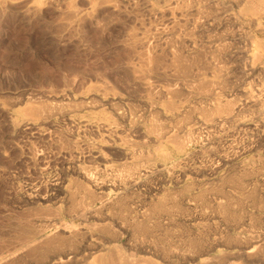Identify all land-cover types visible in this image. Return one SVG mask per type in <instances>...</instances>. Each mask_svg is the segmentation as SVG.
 I'll return each mask as SVG.
<instances>
[{"label": "bare ground", "instance_id": "obj_1", "mask_svg": "<svg viewBox=\"0 0 264 264\" xmlns=\"http://www.w3.org/2000/svg\"><path fill=\"white\" fill-rule=\"evenodd\" d=\"M38 1L39 0H37V2ZM51 1L56 2L58 0H51ZM30 7L26 6V8H30ZM95 9L93 8L94 11ZM33 10H37V7H34ZM148 10L156 14V16L158 15L161 18L167 17L166 21H168L169 19L171 22H173V24L174 21H176L177 19L184 20V18L187 16H191V17L193 16L194 19L197 17H203L202 19L205 21H211L212 19L214 20L219 19V23H225V24L228 23V25L230 24L229 26L231 27L233 37L243 43V45L240 46L238 53L243 58L246 64L248 76H252V78L249 77L251 79V83H249L246 86H243L240 89L242 96L241 103L247 105L249 111L247 109L246 111H248L249 113L243 114L242 111L240 110L241 108V106H239L240 103L236 101L230 103L231 98H229V96L226 95L227 93L225 94L224 90L226 86V80L223 77L221 67L218 65V63H216V61L218 60L217 55H213L210 56V58H207V56L204 57L202 53H196L197 47L195 46V42L193 38L188 34H184L182 36L176 34L172 37L174 33L173 34L169 33L171 37L167 38L166 40L165 37H167L166 36L167 34L164 33V30L159 31L158 28L157 29L158 31L154 32L157 34L158 39L159 40L163 39L162 42L165 45L172 43L175 46V47L172 46L174 47V52H173L174 59L172 61L173 64H170L172 66L170 68L171 70L169 69L170 70L169 74L171 75V80L173 79L172 81L174 80L176 81L180 79V83H179V87L176 86L173 87L172 84H168V85L166 84L167 86L165 85L159 87L158 85L155 87H151L152 85L150 84L154 80L150 84L149 82L144 80L146 75L151 76L153 74L152 73L151 75H149L146 72V67L148 66L149 63L147 61H149L151 56L148 55L147 49L141 52L140 56L142 58L140 56L139 57L141 58L140 60L142 61H140V63L147 62V65L144 63L145 65L139 66V68L142 66L145 67V69L142 67L143 71L141 69H139L140 71H137L138 67H136L135 70L138 73H140V77L142 79L141 81L142 86L147 91V93L144 92L145 95L141 98V108L139 109L141 112H139L138 108L136 111H134L133 108H136L137 106L135 107L131 106L133 108L132 109L130 108V110H133L134 113L133 116L130 117V119L129 118L127 119L132 121V125H133L131 126L132 129H137L140 131L143 140L141 141L127 140L125 136L121 135V131L118 129L119 124L115 123L114 119L113 120L111 119L112 120L111 121L109 119L110 117L108 116H106L108 117V119L104 115H103L104 117L102 115L100 116L101 113L98 116L93 115L95 113L92 114L90 109H89L90 115L88 114V112L86 113L87 115H84L81 112L83 116H81L82 114L79 115L70 114L71 116L68 115L67 117V118L70 117L69 119H71V117L77 119L76 126H78L81 130L84 129L86 131L87 129L90 130L92 129L93 132L95 131L97 135L93 134L92 131L91 132L94 136H97L93 138L95 139L97 138V139L96 140L89 139V141H91V144L89 143V141H86V144L88 143L89 145L86 146H88L89 148L88 150L85 149V152L86 150L88 151V153L86 154L92 157V159L95 160L94 162H96V164L94 163L95 165H93L92 163L93 160H92L91 161L92 165L89 166L82 165L84 167L78 166V170L79 173L81 174V177L85 179L87 183L82 184L81 182L79 183L76 181L75 183L69 184L70 183L69 182L67 185L60 187L63 190L64 194L66 195L67 199H69L70 206L68 207H70L69 208L70 210L69 209L68 210L70 212L67 211V209L66 211L67 213L69 212L68 214L71 213V216L73 215L76 218L81 219L82 221H87L89 218L92 217L97 219L94 220L92 223H90L92 224L91 227L88 226L86 228H81L80 226L79 228L77 226L78 228L73 227V229H71L72 226L69 225L71 230L68 229L67 234H65L66 231H64V234H59L60 232H62L60 230L64 226L62 224L63 223L62 220L60 221L56 217L59 216L56 215L57 211L53 210L55 211L54 213L56 214H51L50 213L51 211L49 212V214H46L48 213L49 210L47 212L44 211L45 215H49V216H45V215L39 216L41 213L40 214L36 213V215L40 217L38 220L37 218L34 219V221H32L31 219L29 221L30 223L27 222L28 224L27 225L25 224L26 226L24 225L17 226L14 228L13 231H11L13 232L12 234L16 236V238L14 240L13 235L12 237H10L14 241V242L13 241L10 242V247L12 248L9 249L10 248L9 247L8 250H6L7 254H5L6 253L5 251L4 253L5 255L0 256V264H16L17 260H15V258L21 257V252L19 251H22V253L25 252L26 254V255L24 254L25 256H29L33 258L36 264H74L76 262L78 264H81L80 261H82L81 258L84 252H90V253L89 254L87 253L89 256L86 255V257H84L83 259L84 262L82 264H155V261H153L154 263L148 261L150 257L148 259H141L143 258V256L142 257L140 256L141 260L136 259L134 258L135 254L132 250L131 252L130 251L128 252L127 250L128 254H126L123 253L125 249L124 247L121 248L120 245L111 244L112 240L113 241L116 240L115 238L116 233L115 232L111 233L113 229L111 230V232L109 230L112 227L111 223H117V226L118 224H121L120 227L123 225L136 224V226L135 225L134 226L137 229L144 228L146 230L149 229L154 232L152 226L157 227V225H159V228L160 227L162 228V226H164L159 223L162 219L164 220L167 219L165 223L167 224L168 221L174 222L176 221V219L177 220L179 218L182 219L183 216L189 215L186 214L184 210L199 211L198 215L200 216V218L206 217L207 219V217H216L219 220L224 221L227 227L229 226L235 228V230L236 228L243 229V227L246 226L245 228H247V231L249 233H246L244 235L242 233H235L234 238L231 237L232 238L231 240H233L232 243L234 245L227 246L228 248L225 246L227 249L218 248V246L220 245L219 242L221 243V241L222 242L225 241V240L223 241L222 238L219 237L210 240H205L203 238H195V237L193 238L189 237L184 239L183 237V239L180 240V243H176V242L174 243L173 240L171 241V239H169V237L166 236L168 237V239L163 240L164 239L163 238L162 241L160 242L157 241L156 239L157 243H154V241L152 240L153 242L152 241L150 242V243H154L151 244L152 246L148 244L149 243L148 241L146 247H151L148 249H154V250L156 249L160 251L159 253H161L162 255V256L158 255L161 256L160 257L161 259L159 258L160 260L164 259L166 260V262L168 261L172 264L176 261L186 260L189 258V260L191 259L195 261L194 262L195 264H223V262H225V260L230 257H233L235 259L236 257H244L247 260L251 259V262L258 261L264 263V224H262L263 223L261 221L262 219L259 218V217H264V194L257 190V185L259 184V182H264V160L261 159V157L263 156L261 155L260 157V154L250 153V150L253 149L252 148L250 149L246 146L237 147V150L236 148L233 147L234 150L233 149L230 150V147L233 146L234 142L239 140V139L236 140V138L241 135L243 136L252 135L253 137L255 136L256 137L255 139L256 140L258 139V141L264 140V0H200V2L196 4L190 3L188 2V0H164L163 4L149 3ZM69 15H71L70 17L73 16L71 13ZM222 15L223 17L221 18ZM147 36H145V38H142L143 40L141 41V43L143 46L147 44V41L149 39ZM158 47L160 48V46ZM155 60L157 61L158 59ZM153 65L152 67H154ZM153 72L154 73L157 72L156 74H153L157 78H163L165 75H167L166 74L167 72L165 71H164L165 74H163L162 71H160L161 73L160 72L158 73V71L156 70L154 71V69ZM184 77H189V79H184ZM134 78H136V76ZM147 80H149V77ZM175 81L174 83L177 82ZM90 89L93 90V88ZM150 90L152 91L150 92ZM89 91L90 90H88V92ZM98 91L96 92L99 93V95H101V90L100 92ZM94 94L98 96V94L92 92L91 94L92 96L88 94L89 97L87 98H90L91 96L92 99L94 100L95 97V96L93 97ZM102 95L105 97L103 93ZM164 96H166V98H168V96H177V98L180 96L179 99H182L183 97L184 98L193 97V101L190 102L191 100L188 101V99H184V101L182 102L180 100L181 103L175 104L174 102L165 100L167 101V103L165 104V106H163L160 104L159 99L162 98L163 100ZM103 98H102L103 104H105V102L108 103V101L110 102L109 105L111 104L112 101L111 100L107 101L106 99L108 97H105L104 99ZM53 99H56V96L55 98L53 97ZM60 99L62 100V98H59V100ZM92 99L90 100L92 101ZM97 99H99V96L97 97ZM125 99L126 98H124V100ZM63 100L66 99L64 98ZM32 101L31 103H26L28 105V109L26 110L27 111L26 116L30 118L28 120H24L23 122L21 121L22 123L20 122L19 125L23 128L26 127L27 129L28 127L29 128L35 127V130H37L39 127V124H37L38 121L37 120L35 121L32 118H40V119L43 118L47 120V122L48 121L51 122L54 121L53 118H56V116H59V114L62 113L60 111L63 108L60 106V104H62L61 102L59 104V106L61 107L60 110L58 108L56 110V109H52V106L49 107L46 104H41L42 101L36 102L37 100H35L36 103H34V100ZM80 101H84V100L80 99ZM118 101L120 102L119 99ZM63 102L65 103V101ZM85 102L87 101H84L82 103L84 104ZM94 102L92 103L94 104ZM97 102L99 101H96V103ZM115 102L116 101L112 103L114 104ZM119 102H118V106H119ZM122 102L124 101L122 100ZM126 102L129 103V99L125 101V104L129 108L130 105H128ZM76 103L78 104V102ZM82 103L80 102L81 106H83ZM47 104L50 105L51 103H47ZM53 104L54 107L58 105V104L55 105V103ZM69 105L72 104L69 103ZM76 105H74L73 107H75ZM78 106L79 104L77 105V107H75L76 109L78 108L77 110H79ZM91 106L92 105H90V108ZM238 106L240 107L239 109ZM128 108H126V110L129 111L130 113V110ZM64 109L62 111H64ZM120 109L118 108L117 111L118 110L120 111ZM71 110L72 109L70 108V111ZM77 110L74 111L77 112ZM70 111L67 110L66 111L68 112L67 114H69ZM81 111L84 110L82 109ZM95 112L97 114L98 111ZM137 112H139L140 114ZM121 114H123V112ZM123 116L126 115L123 114ZM61 117L63 118L64 116L62 115ZM201 127L210 131L211 139L208 140L205 149L203 150L201 148L203 151L200 150V152L195 154L194 156L190 154L191 152L187 151L186 146L188 145L189 142H191L193 137L195 138L196 134L198 133V129ZM77 135L78 134H76V136ZM76 138H74V141L79 140V138L78 139ZM202 138L203 137H201V139ZM82 139H84V137H82ZM69 141L71 145L72 144L71 140ZM78 142H79L78 144H80L81 141L79 140ZM220 142H223L224 145L222 144L223 146H221L219 144ZM75 143L77 145V142ZM64 144L66 143H63V145ZM67 144L69 146V143ZM262 144L264 145V143ZM60 146H62V144ZM81 146L83 148L85 144L83 143L82 145H79L78 148ZM72 149L73 148L71 147L70 150ZM77 149L75 150L77 151ZM66 150L68 151L69 149L67 148ZM110 150L118 151L119 155L122 156V160L115 162L113 159H111L112 156L111 157L107 156V153ZM231 151L234 152L231 153ZM72 153H73L72 156L74 157L75 151H73ZM76 154L79 155L77 152ZM193 157H196L195 159L198 158L203 159L205 157L203 160L205 162V166H204V162H202L203 163L202 166H204L203 168H205V171L207 170V172L209 171L211 175H213L214 177L213 179L211 178L209 180H194V181L188 179L187 172H189L188 171L190 166L189 164ZM230 161L232 163H230ZM220 164L223 165L226 164L228 166L227 169H225L226 170L225 172H221V170L219 169ZM78 165H81V163ZM198 165L193 166L196 169H192V172L193 170L194 171L201 170L200 167H198ZM74 166L75 164L73 165V167ZM192 177L193 176H191V178ZM154 180L159 181L157 185H159L160 187L159 188L155 187L158 188L156 194L153 195V197L149 200V202L147 204L145 203L146 205L144 204L145 207H142V210L138 212L136 210L137 208L134 205L132 206L135 207V209L130 205L131 203H134L132 199L135 198V196L134 198H132L133 196L131 197L130 194H133L134 193L133 189L134 188L137 189V187L140 185L141 186L144 185V187L146 186L150 188L149 190H151L152 183L155 182ZM172 183L173 185L171 186ZM52 187H56V186H52ZM52 189L60 190L59 186ZM224 189L227 190L224 191ZM136 193L139 194L138 192ZM143 196L144 195H142V198ZM222 198H225V200H222ZM211 200L212 202L209 206L210 210L203 208V206L206 205L205 203ZM235 205H237V207H235ZM242 206L243 207L250 206L255 210H260L261 214L259 213L260 216H258L257 214V217L256 215L253 216L252 213L245 212L247 209L244 210V212H241L239 209H241ZM7 217H3V218L5 219ZM136 217L140 218L139 221L140 223L136 221L137 220ZM9 220L11 219L8 218L7 220L8 222L10 223L13 222V224L15 223V220L14 221L12 220L9 221ZM38 221H40L41 223L44 222L50 223L51 226L55 228V230L54 231L52 230L53 232L48 231L50 224L49 225L48 224L45 225V223L37 224ZM19 223H21V220H19ZM143 223L145 225H143ZM209 223H212L211 225L216 224V223L213 224V222H209ZM209 223L208 225H210ZM150 227L152 229H150ZM208 227L209 226H207V228L204 227L202 229L205 228L208 229ZM254 227L255 230L253 229ZM3 229L2 231H4ZM10 230H12V228ZM10 230H8V232H10ZM115 230L117 229L115 228L114 231ZM158 230L159 231L164 230V228ZM158 230L156 229L155 232H157ZM2 231L0 230V234ZM177 231H176L177 232L176 235H179L178 233H180L181 230L178 229ZM187 231H191V230L188 229ZM131 232H133V230ZM168 232L170 231L168 230ZM191 232L194 231L192 230ZM136 233H137L136 238H138L139 237L138 233L142 235V233L145 232L140 231ZM173 233L170 232V234ZM160 234H158L159 238H160ZM7 235H9V233H7ZM131 236L129 235V237ZM142 236L145 237L144 235ZM193 236L195 235L193 234ZM132 237L134 238V236ZM1 238L4 239V237ZM178 238L179 237H177V239ZM144 239L145 238H143V240ZM153 239H155V237ZM127 240H129V238ZM141 240L142 239H140L139 241L141 242ZM147 240H149V238L146 239L145 242ZM3 241L5 240H2V242ZM130 241L132 240L130 239ZM15 242L16 244H13ZM3 244L2 246H4V250H5L7 246H5L6 244L5 245ZM11 244H13L14 246H12ZM2 246L0 245V247ZM132 247H134L135 249L136 244L135 246L133 244ZM138 250L141 249L138 248ZM114 251H116V253L117 252L119 253L115 255V253H113ZM19 253L20 256H18ZM25 260H23V262H25ZM163 263H165V261ZM228 264H234V261L233 263L229 262Z\"/></svg>", "mask_w": 264, "mask_h": 264}, {"label": "rangeland", "instance_id": "obj_2", "mask_svg": "<svg viewBox=\"0 0 264 264\" xmlns=\"http://www.w3.org/2000/svg\"><path fill=\"white\" fill-rule=\"evenodd\" d=\"M56 2L51 0H41V2L40 0L38 2L37 0H0V226H3L0 227V230L2 231V229L5 228L3 229L4 231L1 232L2 235L0 234V245L2 246V244L4 243L3 245L6 244L5 246H7L5 250L4 246H2L3 249L2 247H0V250H2L0 251L2 253H0V256L7 254L6 250H8V248L10 247V242L13 241V239H11L10 237H12L13 235L14 240L16 238V236L12 234L13 232L11 231H13L17 226H26L28 224L27 222H29L31 219L32 221H34V219L36 218L38 220L40 217H38L36 213H41L39 216H43L45 215L44 211L47 212L49 210L46 214H49L50 211L51 214H56L54 212L57 211L56 215L59 216L56 217L60 221L62 220V224L64 226L61 230L59 229L60 231H62L59 234H64V231H66L65 234H67L68 229L71 230L73 229V227L76 228L77 226L79 228L80 226L81 228H86L88 226L91 227L92 224L90 223L97 219L92 217L87 221H82L81 219L76 218L73 215L71 216V213L68 214L70 212V207H68L70 206L69 199H67L63 190L60 188L67 185L69 182V184L75 183L76 181L79 183L81 182L82 184L87 183L86 180L81 177L78 166H89L92 165V163L93 165L96 164V162H94L95 160L86 154L88 153L87 150L89 148V145L88 143L86 144V141H89V139L96 140L97 138L95 139L93 137L97 136H94L93 134H97L95 133V131L93 132L92 129H87L86 131L84 129L81 130L78 126H76L77 119H75L74 117H71V119H69L70 117H67L70 114L79 115L83 113L84 115H87V112L90 115V111L92 112V114L95 113L93 115L97 116L101 113L100 116H108L110 117V120L114 119L115 123L119 124L118 129L121 131V135L125 136L127 140H143L140 131L131 128V126L133 125L132 121L129 120L130 117L133 116L134 111H136L137 108L138 110L141 108V98L145 95L144 92L147 93V91L142 86L140 73L137 72L140 71L139 69L143 71V68L145 69V67L142 66L143 68H139V66L145 64L147 65V62H149L150 64L148 63V66L146 67V72L149 75H151L152 73H157H154L153 69L154 71H158V73L160 71H162L163 74H165L164 71L167 72V75H165L163 78H157L153 74L151 76L146 75L144 80L149 82V84L154 80L152 82L153 84H150L152 85L151 87H155L158 85L160 87L165 86L166 84H172L173 87H179L180 83V79L176 80L178 83L174 80L176 82L174 83V81H172L173 79L171 80V75L169 74L171 70L170 68L172 66L170 64H173L172 61L174 59L173 52L175 46L172 43V45L163 44V39L159 40L157 34L154 32H157L158 30H164V33L167 34V37H165L166 40L167 38L171 37L170 34L173 33L174 34L172 35V37L176 34L180 36L188 34L193 38L195 42V46L197 47L196 53H202L204 57L207 56V58H210V56L213 55H217L218 60L216 61V63H218V65L221 67L223 77L226 80V86L224 90L225 94L227 93L226 95L231 98L230 103L235 101L240 103L239 106H241V108L238 106V109L240 108L243 114L249 113L247 105L241 103L242 96L240 89L243 86L251 83V79L249 77L252 78V76H248L246 64L243 58L238 53L239 48L243 45V43L233 37L231 27L229 26L230 24L228 25V23H219V19H212L211 21H205L202 19L203 17H197L194 19L193 16H187L184 18V20L177 19L178 21H174L173 24V22H171L169 19L168 21H166L167 17L161 18L148 10L149 3L163 4L164 0H58ZM188 2L196 4L200 2V0H188ZM26 6L31 7L26 8ZM34 7H37V10H33ZM93 8L97 9H95L94 11ZM70 13L73 15L72 17H70ZM89 17L92 21L89 19ZM222 17L223 15L221 16V18ZM159 18L161 21L159 20ZM145 36L149 38V42L147 41V44H145L146 48L141 43V41L143 40L142 38H145ZM158 46H160V48ZM146 49L148 55H150L151 58L149 59V61L144 62L145 64L143 62L140 63V61H142L140 60L142 58L140 54L143 50L145 51ZM155 59L158 60L156 61ZM151 64H154V67H152ZM132 67L134 70L136 67H138L137 71H134ZM147 68L151 71H149ZM132 75L134 77L136 76V78H134ZM148 77L149 80H147ZM137 79L139 82L137 81ZM184 79H189V77H184ZM90 88H93V90ZM88 90H90V93L88 92ZM100 90L101 95L103 93L105 97H108L106 98L107 101L111 100L112 102H116L114 104L111 102L112 105H109V101L108 103L105 102V104H103L102 98L104 96H101L96 92H100ZM151 91L152 90H150V92ZM87 92L90 95L92 94V92L98 94L99 99L102 100V103L101 100L97 99L98 96L95 94L93 95V97L95 96L94 100L91 97L92 95L90 96V98H87L89 97ZM48 94H50L51 97ZM55 96L56 99H53V97L55 98ZM59 98H62V100L65 98L66 100H63L65 101V103L61 99L59 100ZM124 98L126 99L124 100ZM168 98H166V96H164L163 100L162 98H160V104L165 106L167 101L179 104L184 101V99H188V101L191 100L190 102L193 101V97L182 98L181 96L183 100L179 99L180 96L178 98L177 96H168ZM80 99L87 101L84 103L87 104L84 105L82 103L84 101H80ZM90 99H92V101ZM118 99L120 100L121 104ZM128 99L129 103L131 102L130 104L126 102L128 105H130L129 108L125 104V101H127ZM32 100H34V103L42 101L43 103L41 102V104H46L49 107L52 106V109L57 110L58 108L60 110V108L63 107L62 110L65 108V112L67 110L70 111V108L72 110L69 114H67L68 112L65 113L64 111L60 110L62 113H60L59 116H56V118H53L54 121L51 122H47V120L43 118H32L35 121H38V129L36 128L37 130H35V127H28L26 129V127L23 128L19 124L21 121L23 122L24 120H28L30 118L26 116V110L28 109V105L26 103H31ZM35 100L37 101L35 102ZM95 100L99 102L96 103ZM122 100L124 102H122ZM117 101L119 102V106L121 105L120 107L118 106ZM60 102L62 104H60ZM74 102H78L79 110H77L78 108H75L78 104L76 103V105ZM80 102L83 106H81ZM92 102H94V104ZM47 103L51 104L49 105ZM53 103H55V105H58L54 107ZM69 103L72 105H69ZM59 104L61 107L59 106ZM73 104L76 106L73 107ZM90 105H92L93 107L91 106L90 108ZM122 105L129 110L130 108L132 109L135 106L137 107L133 108L134 111L130 110L129 113V111H127L126 108H124ZM66 106L68 109L66 108ZM118 108H121V112L118 110L119 113L117 111ZM73 109L77 110V112H75ZM82 109L84 111H81ZM246 109L248 111H246ZM95 111H98L99 113L97 112L96 114ZM122 112L126 116H123V114H121ZM139 112L141 111L139 110ZM83 114L81 116H83ZM62 115L64 116L63 118L61 117ZM121 116L124 118H122ZM108 117L106 118L108 119ZM76 128L80 129L81 131L77 130ZM91 131L93 132V134ZM76 134H78L80 137L78 135L77 137ZM241 136H238L236 138V140L239 139L238 141L240 143L238 141H235L233 146L230 147V150H234V148H236L237 150V147L246 146L250 149H253L250 150V153L260 154V157L261 155L263 156L261 157V159L264 160V145L262 144L264 143V140L258 141V139L256 140V137H253L252 135H245L246 137L243 135ZM82 137H84V139H82ZM201 137L203 138L201 139ZM250 137L253 139H251ZM74 138H79L82 143L80 142V144H78L79 140L74 141ZM210 139V131L202 127L199 128L195 138H192L193 141L191 140V142H189L186 146L187 151L191 152L190 154L195 156V154L199 153L200 150L203 151L205 149V147L207 146V142ZM69 140H71L72 146L70 145ZM75 142H77L78 146L82 145L83 143L85 144V146H83V148L82 146L78 148ZM63 143H69V146L68 144L63 145ZM89 143L91 144V141H89ZM245 143H249V146ZM61 144L62 146H60ZM219 144L221 146L224 145L223 142H220ZM71 147L73 148L72 150H70ZM65 148H68L70 151H67ZM75 149H77V151ZM85 149H87L86 152ZM73 151H75L74 157L72 156ZM115 151L116 150H110L107 153V156H112L111 159H113L115 162L121 161L122 156L119 155L118 151ZM76 152L79 155H77ZM232 152L234 151H231V153ZM193 158L191 159L189 164V172H187L188 179L191 181L209 180L211 178L213 179V175H211L209 171H205V168H203L205 166V162L203 161L205 157L203 159H195L196 157ZM202 162H204V166H202ZM73 163L76 167H73ZM80 163L81 165H78ZM230 163L232 162L230 161ZM194 165H198V167H200L201 169L200 171L193 170L196 176L192 172V169H196L195 167H193ZM227 167L228 166L226 164L219 165V169L221 170V172H225V169H227ZM191 176L193 177L191 178ZM154 181L155 182L152 183V186H155H151V190H149L150 188L146 186L144 187V185H140L137 187V189H133V194H130L131 197L133 196L132 198H134L135 196V198L132 199L134 203L130 202V205H134L137 208L136 210L138 212L142 210V207H145V205L149 202L153 195H155L158 191V188L160 186L157 184L159 181ZM50 185L56 187L59 186L60 190L52 189L56 187H52ZM172 185L173 183L171 184V186ZM262 187H264V182H259V184L257 185V190L264 194V188ZM225 190L227 189H224V191ZM136 192H138L139 194H137ZM142 195H144L143 198ZM222 200H225V198H222ZM211 202L212 200L207 201L205 203L206 205H204L203 208L210 210L209 206ZM135 207L133 208L135 209ZM235 207H237V205H235ZM66 209L67 211H69L68 213ZM239 210L241 212H244V210H246L245 212L252 213L253 216L256 215V217L257 214L258 216H260L261 214L260 210H255L250 206H242ZM186 211L184 210V212L189 215L183 216L182 219H176V221L174 222L168 221L167 224H165L167 219H162L159 223L164 226H162V228H159V225H157V227L152 226L154 232L152 230H146L144 228L137 229L135 227L136 224H134L135 226L132 224L123 225L121 226V228V224H118V227L117 223H111L112 227L109 230L111 232V230L113 229L111 233H116V240H112L111 244L120 245L121 248L124 247L125 249L123 253L126 254H128V252H131L132 250L135 254L134 258L136 259H140L143 256V258L141 259H148L150 257L148 261H155V264H161L162 261H165V263L162 262V264H171L168 261L166 262V260L164 259L160 260V257L162 256L161 253H159L160 251L155 249L157 252L156 253L154 249H148L151 248L146 247L148 241V244L151 245L157 243V241H162L163 238V240L168 239V237L169 239H171V241L173 240L174 243H180V240H182L183 237L184 239L195 237L203 238L205 240L219 237L222 238L223 241H225H221V243L219 242L220 245L218 246V248L227 249V246L234 245L232 243L233 240H231V237L234 238L235 233H242L243 235L249 233L247 231V228H245L246 226L243 227V229L236 228L235 230V228L229 226L227 227L224 221L219 220L216 217H207V219L206 217L200 218V216L198 215L199 211ZM6 213L9 215H7ZM3 217L7 218L4 219ZM8 218L11 220L15 218L12 220H15V223L13 224V222H11V225V223L7 221ZM259 218L262 219L261 221L263 223H261L264 224V217ZM136 219V221L140 223V218L136 217ZM19 220H21L22 224L19 223ZM192 222H194L195 224ZM207 222H213V224L216 223L217 225H211L212 223H209L210 225H208ZM39 223L44 224L45 222L41 223L40 221H38L37 224ZM47 224L49 225L50 223H45V225ZM69 225L72 226L71 229ZM143 225L145 224L143 223ZM203 225L206 228L207 226H209L208 229H202L204 228ZM7 227L10 229L12 228V230L8 229ZM114 227L117 230L114 231ZM152 228L150 227V229ZM163 228L164 230H160L161 232L158 230ZM7 229L10 230V232H8ZM130 229L131 231L133 230V232H131ZM156 229L158 230L157 232H155ZM178 229L181 230V236L180 233H178L179 235H176L177 232H179L177 231ZM188 229L191 231L193 230L195 233L187 231ZM253 229L255 230V227ZM52 230L54 231L55 228L50 224L48 231L53 232ZM168 230L172 233H175L170 234ZM135 231L145 232L142 233V235H144L145 237L138 233V236L140 237H138L139 240L142 239L141 242L138 240V238H136L137 233ZM4 232L6 235L7 233H9V235L6 236ZM186 232L189 234H187ZM127 234H129L130 236H134V238L132 236L129 237V235ZM158 234H160V238ZM162 234L165 236H163ZM193 234L195 236H193ZM170 235H172L173 237ZM176 236L181 238L177 239ZM1 237H4V239ZM125 237H128L129 240H127L128 238L126 239ZM141 237L145 239L143 240V238ZM146 237H148L149 240L145 242V240L148 239ZM154 237L155 239H153ZM130 239L134 241L132 242L130 241ZM2 240L5 241L2 242ZM152 240L154 241V243H150ZM130 242L133 243L134 246L136 244L135 249L134 247H132L133 244H131ZM13 244H16V242ZM13 244L11 245L14 246ZM11 248L12 247H10L9 249ZM138 248L141 250H138ZM19 252H21V257L15 258V260H17L16 264L17 262L18 264H36L33 258L25 256V252ZM87 253L89 254L90 252L83 253V256L81 258L82 261H80L81 264L84 262V257L88 255ZM113 253L117 255L119 252L116 253V251H114ZM18 256H20V253ZM25 259H28L27 261L30 262H27ZM23 260H25V262H23ZM190 260L188 258L186 260L176 261L172 264H195V261ZM233 261L234 264L237 262V264H264L258 261L251 262V259L247 260L244 257H236V259L230 257L226 259L223 264H228L229 262L233 263ZM74 264L78 263L76 262Z\"/></svg>", "mask_w": 264, "mask_h": 264}]
</instances>
